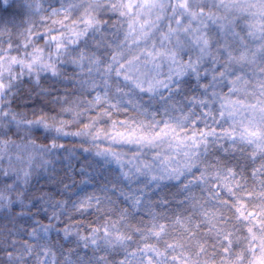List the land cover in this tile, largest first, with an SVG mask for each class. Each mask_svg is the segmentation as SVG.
<instances>
[{
	"label": "snow or ice",
	"instance_id": "obj_1",
	"mask_svg": "<svg viewBox=\"0 0 264 264\" xmlns=\"http://www.w3.org/2000/svg\"><path fill=\"white\" fill-rule=\"evenodd\" d=\"M0 264H264V0H0Z\"/></svg>",
	"mask_w": 264,
	"mask_h": 264
}]
</instances>
